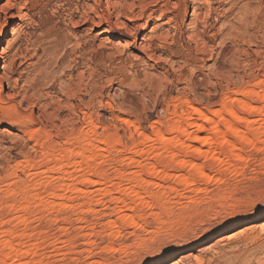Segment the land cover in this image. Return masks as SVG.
<instances>
[{"label": "rangeland", "instance_id": "rangeland-1", "mask_svg": "<svg viewBox=\"0 0 264 264\" xmlns=\"http://www.w3.org/2000/svg\"><path fill=\"white\" fill-rule=\"evenodd\" d=\"M9 1L0 264H141L156 247L146 264H264V112L240 106H264V0ZM231 106L256 124L220 118L181 146L180 116Z\"/></svg>", "mask_w": 264, "mask_h": 264}, {"label": "bare ground", "instance_id": "bare-ground-1", "mask_svg": "<svg viewBox=\"0 0 264 264\" xmlns=\"http://www.w3.org/2000/svg\"><path fill=\"white\" fill-rule=\"evenodd\" d=\"M90 1V0H89ZM128 1V0H127ZM158 1V0H157ZM163 1H171V0H163ZM187 1H191L192 2V4H193V6H194V8L193 9H199V10H202V5L200 6V1L202 2V0H175V4L177 5V6H179L180 5V3H183V4H185V3H187ZM207 1V0H206ZM212 1V0H211ZM106 2V8H107V12H109V13H111L114 9H117V7H119L120 5H121V0H106L105 1ZM188 2V3H189ZM221 2H222V0H221ZM227 2V1H226ZM251 2V1H250ZM214 3V2H213ZM244 3V2H243ZM246 3H248V1L246 2ZM170 4H171V2H170ZM174 4V5H175ZM202 4V3H201ZM259 4V3H258ZM89 6V8H91L92 10H99L101 7H102V3L101 2H98V0H95V2L93 3V4H89L88 5ZM172 6V5H171ZM176 6V7H177ZM203 6H204V4H203ZM211 6V5H210ZM209 6V7H210ZM234 6V5H233ZM239 6V5H238ZM242 6V5H241ZM246 6H248L249 7V5L247 4V5H245L244 4V6H242L241 7V9L239 10V8H238V10L239 11H241V12H249L250 11V9L251 8H247ZM252 6V5H251ZM146 7V6H145ZM205 7V6H204ZM253 7V6H252ZM255 7V6H254ZM180 8V7H179ZM182 8V7H181ZM256 8H257V6H256ZM255 8V9H256ZM259 8V7H258ZM10 9H11V3H10V1L8 0H6V1H0V14L1 13H3L4 15H7L9 12H10ZM205 9V8H204ZM242 9H244V10H242ZM85 10V9H84ZM156 10V9H155ZM176 10V9H175ZM263 10V9H262ZM164 10H162V12H163ZM194 11V10H193ZM205 11V10H204ZM251 11H252V9H251ZM122 12V11H121ZM162 12H161V17L164 15V14H162ZM197 12V11H196ZM196 12L194 11V13L196 14ZM151 13V12H150ZM165 13V12H164ZM183 13V12H182ZM202 13H203V11H202ZM112 14V13H111ZM198 14V13H197ZM200 14V13H199ZM236 14V13H235ZM240 14V13H239ZM238 14V15H239ZM262 14V13H261ZM202 15V14H201ZM102 16V15H101ZM100 16V17H101ZM195 16V15H194ZM197 16V15H196ZM152 17V16H151ZM233 17V16H232ZM153 18V17H152ZM152 18H150V20H152ZM178 18V17H177ZM16 19V17L15 18H13V20H15ZM194 19V18H193ZM204 19V18H203ZM195 20V19H194ZM132 21V20H131ZM175 21V20H174ZM235 21H237V20H235ZM226 22V21H225ZM249 22V21H248ZM92 23V22H91ZM144 23V22H143ZM121 24H123V23H121ZM239 24V23H238ZM82 25V24H81ZM149 25V26H148ZM157 25V24H156ZM189 25V24H188ZM195 25V24H194ZM234 25V24H233ZM7 25L6 24H4V23H0V41H2L3 39H4V37H6V36H8L9 35V33H10V31L7 29V27H6ZM123 26V25H122ZM161 26V25H160ZM125 27V26H124ZM127 27V26H126ZM149 27H150V23L148 22V24L146 25V28H147V30L149 29ZM128 28V27H127ZM156 28H158V27H156ZM160 28V27H159ZM161 29V28H160ZM235 29V28H234ZM93 31L95 30V28L94 29H92ZM158 30V29H157ZM160 31V30H159ZM158 31V32H159ZM231 31V30H230ZM245 31V30H244ZM127 32V31H126ZM132 31H130V33H131ZM134 32V31H133ZM151 32H153V29H151ZM234 32V31H233ZM246 32V31H245ZM157 33V32H156ZM160 33H163V31H161ZM151 34V33H150ZM162 35V34H161ZM230 35H231V33H230ZM157 36H160L159 35V33H158V35ZM225 36V35H224ZM145 40V39H144ZM142 41V40H141ZM155 43V42H154ZM99 44V43H98ZM124 45V44H123ZM0 46H1V43H0ZM118 46V45H117ZM164 46V45H163ZM100 48V47H99ZM104 53V52H103ZM3 56H5L4 55V53L3 52H0V69H1V67H3V66H1V61H2V59H3ZM2 71H5V70H2ZM6 72V71H5ZM5 72H2V73H0V85H2L3 84V82H4V80H5V78H6V75L8 74H6ZM84 76V75H83ZM251 92V91H250ZM249 92V93H250ZM254 92V91H253ZM258 92H262V95H263V97H264V89H261V91L259 90ZM0 93H2V91L0 92ZM237 93V92H236ZM240 94V93H239ZM247 94V93H246ZM259 94V93H258ZM249 95V94H248ZM7 96V95H6ZM259 96H261V95H259ZM245 97V96H244ZM259 98V97H258ZM0 99H1V97H0ZM242 99H240V101H241ZM86 103V102H85ZM236 103H238V102H236ZM87 104V103H86ZM237 106V105H236ZM238 106H239V104H238ZM240 106L242 107H239V108H241L242 109V111H243V109H244V111H245V109L246 108H248V109H250V110H258V112L259 111H263L264 112V106L262 105V106H260V104L259 105H257L256 103H254V102H247V101H241L240 102ZM244 107V108H243ZM228 109H227V111L226 112H228V116H229V118H224V116H223V114L222 115H220V116H218V115H216V112H211V111H207L208 113H206V112H203V110L202 109H199V108H191L192 110L191 111H188V112H185L184 114H183V116H180L179 117V121H177L176 122V125L174 124V127H173V131L174 132H176V133H182V134H184V139L183 140H181V146L183 145V148L186 150V149H188L187 147L188 146H190L189 144H190V142H192V141H197V142H199V143H201V144H206V143H210L209 141H211V140H209V139H211L209 136H207V137H209V138H207V137H201L200 135H199V133L200 132H202L203 130H204V132H205V129H206V125H220L221 124V119H225L223 122H225L226 121V119H227V121L225 122V124L224 125H236V122L238 123V121H244L246 124H248V125H253V123H255L256 124V121H250V120H248L247 118H244V115H242V114H240V112L239 111H241V110H238L237 111V109H234V107H233V109H232V106L229 108V107H227ZM238 108V109H239ZM185 110V109H184ZM213 111V110H212ZM225 111V110H224ZM247 112V111H246ZM246 112H245V114H246ZM242 113V112H241ZM253 114V113H252ZM224 115H225V113H224ZM263 115H264V113H263ZM219 117L218 118V120H215L214 118H217V117ZM249 116V115H248ZM221 118V119H220ZM121 119V118H120ZM262 119H264V116H263V118ZM93 120V119H92ZM178 120V119H177ZM264 121V120H263ZM122 122V121H121ZM259 122H261V121H259ZM131 123V122H130ZM264 124V123H263ZM92 125H94V123H92ZM96 125V124H95ZM213 127V126H212ZM212 127H211V129H212ZM135 128H136V130L138 129L136 126H135ZM214 128V127H213ZM229 128V127H228ZM259 128V127H258ZM227 129V128H226ZM251 129V128H250ZM193 130V131H192ZM228 130H230V129H228ZM255 130V129H254ZM210 131H212V130H210ZM209 131V132H210ZM214 131H215V128H214ZM235 131V130H234ZM238 131V130H237ZM236 131V132H237ZM171 132V131H170ZM169 132V133H170ZM232 132V131H231ZM236 132H234V134H236ZM216 133V132H215ZM224 133V132H223ZM164 134V133H163ZM221 134H222V132H221ZM222 135H224V134H222ZM238 135V134H237ZM212 136V135H211ZM218 136V135H217ZM159 137V142L160 143H167L168 141H169V139L168 138H166L164 135H160V136H158ZM178 137V136H177ZM220 137V136H219ZM236 137V136H235ZM214 139V138H213ZM105 140V139H104ZM148 140V139H147ZM227 140V139H226ZM101 141V140H100ZM158 141V140H157ZM221 141V140H220ZM170 144V143H169ZM226 144V143H225ZM188 145V146H187ZM175 146V145H174ZM185 146V147H184ZM190 149V148H189ZM181 150V149H180ZM183 150V149H182ZM179 152V151H178ZM183 152V151H182ZM201 152V151H200ZM195 153V152H194ZM205 153V152H204ZM171 154H172V152H171ZM187 154V153H186ZM212 154V153H211ZM95 155H97V154H95ZM213 155V154H212ZM92 156V155H91ZM172 156V155H171ZM209 157V156H208ZM204 158V157H203ZM214 158V157H213ZM87 159V158H86ZM90 159H91V157H90ZM208 160V159H207ZM185 161V160H184ZM188 162V161H187ZM179 163H181V165H183L182 164V162H179ZM185 164H186V162H184ZM189 163V162H188ZM184 164V165H185ZM186 165H188V164H186ZM180 166V165H179ZM178 166V167H179ZM183 167V166H182ZM58 169H59V167H58ZM199 170V169H198ZM203 171H204V169H202ZM202 170H200V172H202V174L201 175H204L205 176V178L207 179V178H210V176L209 175H207V177H206V173H203V171ZM198 174V173H197ZM200 174V173H199ZM200 175V176H201ZM203 177V176H202ZM202 177H200V178H202ZM86 179V178H85ZM199 180V179H198ZM86 181H88V182H93V180H86ZM184 183H186L184 180H183V183H182V186H183V184ZM187 183H189L190 184V181H188ZM89 184V183H88ZM189 184H187L186 186V188H188L191 184H192V182H191V184L189 185ZM181 185V184H180ZM194 189H195V187H193ZM199 188V187H198ZM198 188L196 189V190H198ZM192 189V188H191ZM194 191V190H193ZM83 192V191H82ZM81 192V193H82ZM188 193V192H187ZM59 195V194H58ZM62 196V195H61ZM60 196V197H61ZM55 198V197H54ZM122 216V219H124L125 218V216L123 217V215H121ZM127 217V216H126ZM129 217V216H128ZM121 218V217H120ZM121 219V220H122ZM20 221V220H19ZM125 221H127V220H125ZM134 221H135V219H134ZM134 221H132V223H133V225L134 226H137V224L134 222ZM116 224V223H115ZM128 223H126V225H127ZM131 224V223H130ZM135 228V227H134ZM252 232V231H251ZM117 233V232H116ZM115 234V233H114ZM117 235V234H116ZM115 235V236H116ZM253 235V234H252ZM260 235V234H259ZM251 237V236H250ZM252 238V237H251ZM256 239V238H255ZM164 250V247H156V248H154L153 250H152V253L150 254V256H148V257H146V258H144V259H142V262H140L141 264H146L147 262H149V261H151L152 259H154L156 256H159L158 254H160L162 251ZM223 251V250H222ZM222 253V252H221ZM223 254V255H222ZM221 255H222V257H225L227 254L224 252V253H222ZM220 255V256H221ZM220 256H218L219 258H222V257H220ZM241 256V255H240ZM226 263L228 264V261H226ZM225 263V264H226ZM236 264V263H235Z\"/></svg>", "mask_w": 264, "mask_h": 264}]
</instances>
